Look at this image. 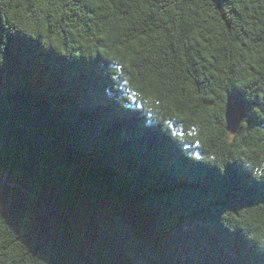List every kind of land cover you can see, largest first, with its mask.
I'll list each match as a JSON object with an SVG mask.
<instances>
[{
  "label": "trees",
  "instance_id": "16d2710c",
  "mask_svg": "<svg viewBox=\"0 0 264 264\" xmlns=\"http://www.w3.org/2000/svg\"><path fill=\"white\" fill-rule=\"evenodd\" d=\"M119 2L0 3V264H264V2Z\"/></svg>",
  "mask_w": 264,
  "mask_h": 264
},
{
  "label": "snow or ice",
  "instance_id": "6c2138e0",
  "mask_svg": "<svg viewBox=\"0 0 264 264\" xmlns=\"http://www.w3.org/2000/svg\"><path fill=\"white\" fill-rule=\"evenodd\" d=\"M3 2L4 0H0V3H3ZM18 2L20 3L27 2L36 7H43L45 9H47L50 4L54 5L55 7L60 6L59 0H18ZM84 2L88 4L89 6H93V7L100 8V9H103L106 7L111 8L113 4H115L117 8L120 7L119 0H84ZM129 2H131V0H125V3H129ZM139 2L144 3L145 8H148V4L146 0H139ZM207 2L211 3L212 0H207ZM224 2H226V0H220V6H221V9L226 12L228 9L223 8ZM262 2H264V0H262ZM234 6L239 7L238 4ZM261 87L264 88V84H262ZM256 111L260 112L261 109L258 107ZM245 151H247V149H245ZM232 218H235V217H232ZM7 243L8 241H6L3 237V234L0 233V248H6ZM24 251L27 252V249H25Z\"/></svg>",
  "mask_w": 264,
  "mask_h": 264
},
{
  "label": "water",
  "instance_id": "95a60500",
  "mask_svg": "<svg viewBox=\"0 0 264 264\" xmlns=\"http://www.w3.org/2000/svg\"><path fill=\"white\" fill-rule=\"evenodd\" d=\"M247 116V108L242 103L228 104L226 109L227 130L235 134Z\"/></svg>",
  "mask_w": 264,
  "mask_h": 264
}]
</instances>
